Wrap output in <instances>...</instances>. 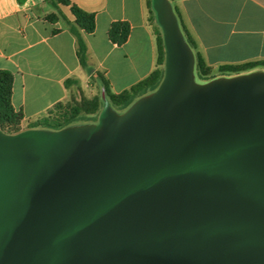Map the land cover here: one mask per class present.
Listing matches in <instances>:
<instances>
[{"label":"water","instance_id":"obj_1","mask_svg":"<svg viewBox=\"0 0 264 264\" xmlns=\"http://www.w3.org/2000/svg\"><path fill=\"white\" fill-rule=\"evenodd\" d=\"M164 75L96 122L0 129V264H264V70L207 82L169 0Z\"/></svg>","mask_w":264,"mask_h":264},{"label":"crops","instance_id":"obj_2","mask_svg":"<svg viewBox=\"0 0 264 264\" xmlns=\"http://www.w3.org/2000/svg\"><path fill=\"white\" fill-rule=\"evenodd\" d=\"M70 1L94 14V30L79 29L87 66L80 63L70 5L58 0H0V70L13 74L11 103L21 110L23 122L45 115L54 103L79 90L87 97L96 95L102 90L98 72L117 93L157 67L160 28L151 0ZM169 1L207 65L264 60V0ZM117 21L129 24L122 43L108 34ZM94 86L96 91L86 93Z\"/></svg>","mask_w":264,"mask_h":264},{"label":"trees","instance_id":"obj_3","mask_svg":"<svg viewBox=\"0 0 264 264\" xmlns=\"http://www.w3.org/2000/svg\"><path fill=\"white\" fill-rule=\"evenodd\" d=\"M59 2L70 5V10L74 16V24L72 25V32L77 38V52L80 63L87 66L85 50L86 46L81 36L79 29L86 32H92L95 27L94 14L87 12L70 0H58ZM176 15L179 21L180 28L184 37L195 56V70L199 76H206L212 70V67L207 65L201 53L197 51L196 44L192 36L187 31L183 24L177 10ZM129 33V24L127 22L117 21L110 25L108 34L110 38L122 43ZM157 42V67L146 77L138 82L132 84L120 92H113L108 86L107 80L98 72V78L102 83V90L100 96L94 95L90 98L81 96L79 102L70 104L69 102L58 101L54 103L46 112L45 115L39 116L29 121L28 128H45V129H60L69 125L75 124V117L81 113L95 114L100 106L103 104L102 93L106 96L110 105L118 112L124 111L139 97L153 91L160 83L164 75V58L165 50L163 45V36L161 32L156 34ZM264 67V60L248 61L237 64H222L218 67L219 71L225 73H240L255 68ZM66 84L69 80L65 81ZM13 83V74L9 70H0V129L6 133H17L20 131L19 123L22 121L21 110L14 109L11 103V91Z\"/></svg>","mask_w":264,"mask_h":264},{"label":"rangeland","instance_id":"obj_4","mask_svg":"<svg viewBox=\"0 0 264 264\" xmlns=\"http://www.w3.org/2000/svg\"><path fill=\"white\" fill-rule=\"evenodd\" d=\"M159 28H160V26H159ZM157 32H161L162 33L161 28H160V30H158V27H157ZM163 67H164V65H163ZM257 69H259V68L251 69V70H248V71H243V72H240V73H246V72H250V71H253V70H257ZM194 72H195V79L198 82H207L209 80H212V79L218 78V77H222V76L236 75V73L221 72V71H219L218 67L212 68L210 73L208 75H206V76H199L196 70H194ZM240 73H237V74H240ZM94 87L95 88H93L92 91L85 89L86 93L87 92L96 91V86H94ZM100 93H101V91L98 90L95 94L100 96ZM82 95L87 97L86 95H84V93L82 91L79 90L78 92H76L75 95H73L71 98H69L68 100H66L64 102H69L70 104L75 103V102H79ZM93 95L94 94L91 93L89 95V97H92ZM89 97H87V98H89ZM102 106H103V104L100 106L99 110L95 114H85V113L79 114L77 117H75V120H74L75 124L96 122L97 119H98V115H99V112H100ZM28 124H29V121H25V122L21 121L19 123L20 131L28 129Z\"/></svg>","mask_w":264,"mask_h":264}]
</instances>
